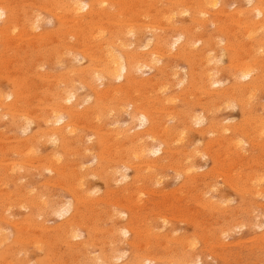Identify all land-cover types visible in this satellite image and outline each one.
Returning a JSON list of instances; mask_svg holds the SVG:
<instances>
[{
  "label": "bare ground",
  "instance_id": "1",
  "mask_svg": "<svg viewBox=\"0 0 264 264\" xmlns=\"http://www.w3.org/2000/svg\"><path fill=\"white\" fill-rule=\"evenodd\" d=\"M24 1L0 0V19H4L0 26V74L7 75L14 88L12 92L8 93L0 88V126H4L6 130L10 129L11 131L19 128L21 131H27L32 124H37L38 130L34 129L33 135L28 136L26 139H23V137L22 141L19 137L18 139L21 142L0 146V176H2L0 188L2 185L8 186L10 183L16 185L13 191L0 194V224H12L15 225L14 228L18 227L19 230V226L16 225L18 220L16 224H13L12 220H8L4 214L17 206L29 208L32 218H35L36 215L38 218L51 215L61 218L63 223L58 227L55 226L54 230H49L50 227H45L46 220L43 222L44 224L37 222L39 223L38 226L34 225L30 229H27V227L23 231L25 232L24 239L26 241L18 240V236L19 244L16 243V246L22 245L23 247L27 242L33 241L30 239V236H32L30 233L36 227L40 232V238L35 240L37 247L41 242L48 244L51 242L53 244L55 241H59L65 244L79 236V229H90L81 217L80 212L82 206L88 204L85 200V193L86 186L89 184L88 177L92 174L99 175L108 182V180L114 178L118 171L122 173L121 179L126 180L128 174L124 173V170L133 169L137 183L145 181L149 183L156 180L158 177L157 172L161 168L163 170V166L165 167V164L169 163L178 175H187L189 179L200 178L201 176L196 173V166L198 165L194 164L198 158L201 157L202 159V156L205 157V154L210 155L211 152H208V150L204 153L206 150L204 148L187 149L189 132L186 128L189 127L191 122L200 125L207 118L209 125L201 129V133L205 135L204 137H206V134H204L206 132L210 134L212 141L221 138L222 144H226L234 151V154L244 158L246 153L249 152L245 146L255 143V137L253 138L252 135L258 134L257 136L261 138L264 135V117L257 120V122L255 121L256 126L251 125L249 122V125L244 127V125L227 123L226 121L224 122L227 124H220V116H218V112L223 107L231 108V110L239 107L243 112V116L252 114L253 106L250 100L254 96L250 95L247 98L245 94L255 90L261 80V73L258 68L264 64V0H247L245 7L235 8L234 10L231 9V4L227 6L228 2L225 0H167L168 4L165 8H152L155 13H151V8L141 10L146 5L153 7L154 4L152 3L157 2L155 0H34L36 7L34 3L26 4L27 2ZM19 3L22 5H19ZM165 4L166 2L163 6ZM232 4L239 5L241 3L234 0ZM138 5H140L139 8ZM228 7L229 10L226 9ZM46 11L57 22V27L54 29L53 34L34 35L35 28L42 21L43 14ZM212 12L215 14H212ZM182 15L188 16V24L176 22V18ZM140 16L143 19L139 18ZM209 25L214 26L212 32L208 31ZM228 25L233 26L230 28L232 29L230 30V39L224 36L228 30ZM234 28L242 29L245 37L250 41L248 46H245L246 48H241L242 52L241 49L238 52H241L244 56L246 55V58L243 57L240 63L235 60L238 47L236 46L237 33H235ZM147 32L151 36L146 39V43L143 45L141 42ZM32 36L34 37L32 38ZM17 40L19 41L17 42ZM141 47H144L147 51H140ZM37 51H41L39 56L33 54ZM2 53L13 54L17 61L19 60L17 63L20 65L18 66H21V69L25 70L26 73H23L21 77H10L2 65L5 64L4 61H1ZM74 54H79L80 57H83L82 59L86 60L87 65L84 68L72 69L64 76H53V86L51 85V87L43 85L44 88H40L33 86L34 84L32 85V73L37 75L41 65H53L55 61L60 65L59 63L63 64L68 59L72 60ZM223 59H226V63L223 62ZM178 60L188 63L187 71L185 75L182 74L183 76L175 68ZM33 61L34 63L29 71L27 65ZM82 61L84 62V60ZM40 63L42 64L40 65ZM5 65L7 66V64ZM144 68L154 70V74L141 79L139 74L142 75L141 71ZM222 74H226L225 77L231 82L230 85H224ZM37 76L39 78V74ZM45 77L48 78L46 74ZM116 82L119 83L116 84ZM81 87L91 90L89 100L92 99L93 101L85 107H83L84 98L82 99L78 94ZM174 88L177 89V92H174ZM144 91L150 93L149 98L151 99L149 101L143 100L142 94ZM191 97L196 98V101L193 102ZM9 99L10 101H8ZM202 99L203 101L207 100L208 103L204 104L205 102H202ZM35 100L36 103L34 104ZM177 101L181 102V109L174 107V109L166 110L167 105ZM196 109L200 110L199 115L196 112V115L194 114ZM127 111L131 117L130 124L137 122L140 127L148 125L146 129L135 131L133 125L124 129L118 127L120 121L118 120L117 125L114 122L117 126L116 134L112 131L110 137H107V134H104L106 131H101L104 129L106 121L111 119L113 115L116 117ZM165 116H168V119L172 122L165 123ZM84 120L90 122L95 120V125L92 127L86 125L87 128L84 126ZM229 120L231 121V119ZM229 120L227 121L229 122ZM96 121L98 122L96 123ZM113 124L112 126H114ZM41 126H43V129ZM83 127H85L84 129H91L90 135L96 137V141L93 142L96 143L95 145L84 143L86 133L80 132ZM191 127H189V130ZM49 145H56V149L46 155H37L40 152L39 150H43V147ZM108 149L109 151H107ZM91 152H95V159L93 160H96L97 165L93 169L91 168L92 171H85L87 168L81 169L78 159L80 160L81 157L87 156ZM85 167H88V165L85 164ZM19 171H24V173L21 175ZM34 171H49L54 174L56 182L59 181L58 184L62 190L68 191L69 189V186L64 183L65 180L71 182V184L73 183L74 185L72 184L70 187L73 189L69 191L73 201L69 199L70 202L63 203L62 198L56 194L48 193V190L35 193L28 190V188L23 190V184H19L20 178ZM61 178H63V182H61ZM117 181L118 179H116ZM247 181H249L247 182L249 183L247 186L248 192H250L249 195L257 199L264 198V174H254L252 177H248ZM46 184L49 185V181ZM227 185L229 184L227 183ZM29 186L31 187V185ZM92 187L94 186L92 185ZM245 188V186L243 189L241 188L243 192L247 190ZM87 192L90 194V191ZM139 193L141 196L142 192ZM89 194L87 196L95 197L93 194ZM213 196H216V194H213ZM91 197L89 199H93ZM61 199L62 202H60ZM202 199L204 198L202 197ZM95 200L97 201V197ZM138 200L136 199V201ZM212 200L215 201V198H212ZM91 206L94 205L91 203L89 207ZM259 207H264V205H259ZM92 210H94V207ZM104 212L103 209V214ZM98 216L96 217L98 218ZM231 217L236 216L231 215ZM28 224L30 223L28 222ZM249 225L252 226V223ZM255 225L259 226V229L262 226L259 221H256ZM113 230L116 234L120 233L124 236L135 232L130 228L120 227ZM2 231H4L3 228H0V247L2 243L7 242L5 239L9 237L6 238ZM143 232H146V229ZM79 233L81 234V232ZM147 234L149 236L150 229ZM117 239H119L118 236ZM185 239L181 243L182 245L187 244L186 246L194 247V242H189L188 238ZM33 247L35 248V246ZM72 247V250L78 254L86 249L84 246L75 247L72 245ZM112 247L113 245L106 247L108 249L104 251V258L107 257L109 260L113 259L112 261H114L125 257V254H119L121 248ZM145 248L144 253L137 254L136 252L133 255L134 262L136 264H155L158 256L156 257L147 247ZM1 250L0 259H3L4 253ZM16 251L9 252L15 254ZM19 255L17 254L18 257ZM194 257L193 254L184 249V252H181L179 256L168 257L169 261L172 260L170 262L166 260V262L191 264L195 262ZM165 259L163 262H165ZM198 260L196 261L198 262ZM8 262L10 261H7V264H9ZM86 263L89 262L86 261ZM90 263L103 264V260L101 261L99 257H91Z\"/></svg>",
  "mask_w": 264,
  "mask_h": 264
},
{
  "label": "rangeland",
  "instance_id": "2",
  "mask_svg": "<svg viewBox=\"0 0 264 264\" xmlns=\"http://www.w3.org/2000/svg\"><path fill=\"white\" fill-rule=\"evenodd\" d=\"M155 1H157V2H155ZM155 1H154L155 3H152V4H154L153 7H148L146 5V6L142 7V9L141 8L140 9L141 10H148L149 8H151V13H155L154 12L155 10L153 11L154 7L161 9V7L165 8L166 5L168 4L167 0H164L166 2V4L164 6H163V4L165 2L163 0H155ZM161 1H163V2H161ZM225 1L228 2L227 6L231 4L230 7L232 10H234L235 8H239V7H245L247 5V3H246L247 0H237L238 3H241L239 5L232 4V2L234 0H225ZM24 2H27L26 4H30V3H34V0L33 1L32 0H25ZM158 4L160 5V7ZM19 5H22V4L19 3ZM34 6L36 7V4ZM139 7H140V5H138V8ZM226 9L229 10L230 8L228 7ZM212 14H215V13L212 12ZM43 15L44 16H43L42 21L35 28L36 32L34 31V35H36V34L38 35V34H42V33L53 34L54 29L57 27V22L49 15V13L47 11L44 12ZM139 18H142V16H140ZM50 19H51V21H49ZM176 19H177L176 22H178V23L179 22L180 23L183 22L186 24L189 23V20H187L188 16L182 15V16H178ZM3 21H4V19H2V20L0 19V26L2 25ZM43 22H45V23H43ZM39 25L41 26V28ZM232 27H233L232 25H228V28H227L228 30L226 31V33L224 35L225 37H228L229 39H230L229 35H231L230 30H232L230 28H232ZM213 29H214V26L209 25L208 31L212 32ZM234 31H235V33H237L236 46L238 47L236 50L237 53H236V59L235 60H236V62L240 63L243 60V57H244V59L246 58L245 57L246 55L244 56V54H241L242 49L246 45L248 46V42H250V41L248 38L245 37L244 31L242 29H239V28L235 29L234 28ZM148 34H149V32L144 34V38L142 39L141 44L143 43V45H144L146 43V39L150 38L151 35L150 34L148 35ZM33 37L34 36H32V38ZM18 41L19 40H17V42ZM243 43H245V44H243ZM240 49H241V52L238 53L240 51ZM140 51L145 52V51H147V49H145L144 47L143 48L141 47ZM40 53H41V51L33 52V54H35L37 56H39ZM76 55L75 54L73 55L74 58H72V60L68 59L67 61H65L64 62L65 65H64V63L63 64L59 63L60 65H58V63L56 61H55L56 63L53 61L55 64L54 63H53V65L45 64L46 66H42L41 65L42 63H40L41 66L40 65H38V66H40L42 69L39 67L38 71L39 72L41 71L40 73L38 72L39 78H37L38 74L36 75L35 73H32V81H31L32 85L34 84L33 86L40 87V88H44V86L51 87V85L53 86V81H52L54 79L53 76H64L65 74H67L72 69L78 70L80 68H84L85 65H87L86 60L82 59L83 57L82 56L80 57L79 54H76ZM1 56H2L1 61H4L5 64H7V66H9L7 68V66L5 64H2L4 69H6L5 71L8 73V75L10 77H15V76L21 77L23 73H26L25 70L21 69V66H18V65H20L17 63L19 60L17 61V58L14 57L13 54L2 53ZM18 58L22 59L21 57H18ZM11 60L12 61L14 60V61L12 62ZM82 60H84V62ZM223 62L226 63V59H223ZM33 63H34V61L31 62L29 65H27L29 67V68L27 67L29 69V71H30V68L33 65ZM187 65H188V63L185 61H182V60H178L176 62L175 68L178 70V72L181 76H183L182 74L185 75L187 68H188ZM258 69L261 73V75H260L261 80L258 83V87H256L255 90H253L255 92L252 91V92L245 94V96L247 98L250 95L254 96L252 99L250 98L251 99L250 101H251L252 106H253V110L251 112L252 114H246L243 116V112L241 111V109L239 107H236L232 110H231V108H224L223 107V109L218 112V116H220L219 117L220 124H227V123L231 122V123H235V124H238L241 126L244 125V127L245 126L247 127V125H249V122H250L251 125L256 126L257 124L255 123V121L257 122V120H260L262 117H264V108H263L264 107V64L262 65V67H260ZM141 72H142V75H141V73L139 74V77L141 79L142 78H144V79L148 78L154 74V70H149L148 68H144ZM45 74H46V76H48V78L45 77ZM0 75H2V76H0V88L3 89V91L5 93L12 92L14 88H13V85H12L11 81L9 80V78H7L8 76L7 75L5 76L4 73L0 74ZM29 75H30V72H29ZM222 75L224 76V77H222V80L225 83L224 85L225 86L230 85L229 83H231V82L229 81V79L227 77H225L226 74H222ZM3 76H5V77H3ZM42 78H44V79H42ZM45 79H47V80H45ZM117 83H119V82H116V84ZM261 84H262V86H261ZM237 86H239V85H237ZM82 88H83V90H82ZM174 92H177L176 88H174ZM78 94H79V96L82 97V99L84 98V100H85L83 107L88 106L92 103L93 100L92 99L89 100V97H91V90L90 89L85 88V87H81V90H78ZM149 95H150V93H148V92L146 93V91H144V93L142 94L143 100L145 99V100L149 101L151 99V98H149ZM191 100L193 102H195L196 98L194 99L191 97ZM8 101H10V99ZM206 101L207 100L203 101V99H202V102H205L204 104L208 103ZM35 103H36V100H35L34 104ZM167 106H166V110L167 109L171 110L170 108L174 109V107H178L179 109H181V107H182L181 102H179V101H177L176 103H171L170 105H167ZM204 106H206V105H204ZM198 109L194 110V114L196 112V113H198L197 115H199L200 110H198ZM166 110H165V112H166ZM128 111L123 112L121 115H117L116 117H115V115H113L111 117V119L106 121V124L108 123V125L109 126L111 125V127H113V128L104 124V129L101 131H103V132L106 131V133H104V134H107L106 136L110 137L111 133L115 132V130H116L117 126H115V123H116V125L119 123L118 127H121L124 129L129 128L130 125H133L135 131H141L143 129H146V127L148 125L144 126L145 127L144 128V127L138 126L137 122L134 123L135 125L130 124L131 117L128 114ZM211 115H213V114H211ZM251 115L253 118L251 117ZM222 119H223V121L221 122ZM229 119H231V121ZM118 120H120V121L118 122ZM227 120H229V122ZM164 121H165V123L170 121L168 119V116L164 117ZM224 121H226L227 123ZM97 122L98 121H96V123ZM171 122L172 121L168 122V124ZM84 124H85L84 126L87 128H88V126L92 127L95 125V120H93V122H90L89 120L85 121ZM112 124L114 126H112ZM123 124H125V125H123ZM86 125H88V126H86ZM196 125H198V124H194L193 122H191L189 127L192 126L193 128L191 127L190 130H189V127L186 128V129H188V132H189V140H188L187 145H186L187 149L193 150L194 148L195 149L204 148V150L206 149L204 151V153H206L208 150H209L208 152H211L210 155L205 154V157L202 156V159H201V157L198 158L196 160L197 164L196 163L194 164V165H198V166H196V169H197L196 173H197V175L201 176L200 178L189 179L188 178L189 176H187V175L186 176L185 175H178L176 173L175 169L170 167L169 163H167L168 165L165 164V167L163 166V170L161 168V170L157 172L158 177H159V178L158 177L156 178L157 181L154 180V181H151L149 183H147L145 181L142 183L138 182L139 183L138 184L135 180V176H134L135 174L133 172V169H127L128 172L126 169L124 170V173L128 174L127 175L128 179H126V180H122L121 179L122 173L120 172L121 173L120 174L117 171L116 172L117 174H115L114 178L112 176V178L114 180L113 179L108 180L109 183L107 181H105V179L102 178L101 176L92 174L88 177L89 184L86 186V193H85V196H86L85 200H86V202H88V204H87V206H85V205L82 206V208H81L82 211L80 212L81 217L86 221V225H89L90 229H79V231H78L79 236L74 238L73 240L72 239L69 240L65 244H64V242H62L63 243L62 244L59 241H55L53 244L51 242H50V244H48L46 242H43V243L41 242L39 247H37V245L35 244V240L40 238V235H39L40 232L36 227L33 229L32 233H30V234H32V236H30V239L33 241H30V243L27 242L25 245H23V247H22V245L16 246V243L19 244L18 240L26 241L24 239L25 232H23V231H25L27 227H28L27 229H30L34 225L38 226V224L41 222H42V224H44L43 222L46 220L45 221L46 222L45 227H47V228L50 227L49 230H54L56 227H58V225L60 226L63 223L62 222L63 220H61V218L51 216V215L44 216L42 218L41 217L38 218L36 215L35 218H32V216H30L29 208H25L24 206H22V208H24V209L20 208V206L14 207L15 209L11 208L12 210L10 209V211L5 212L4 214L8 218V220H12L13 224L14 223L16 224L17 220H18V224H16V225L19 226V230H18V227L14 228L15 225H12V224H11L12 226L7 224V223H1L0 224V228H3V230H4L2 232L5 235V237L7 238L9 236L8 237L9 239L8 238L5 239L7 242L2 243V245L0 247V250L2 249L1 252L4 253V258L0 259V261H1L0 264H7V261H10V262H8L9 264H11V262H12V264H16V263L17 264H30V263L31 264H64V263L65 264H91L90 263L91 257H99L101 259V261L103 260V264H122V263L123 264H132V263L136 264L134 262L133 255H135L136 252H137V254H140V252L144 253L146 250L145 247H147L148 250H150V252H152L153 255H155L156 257L158 256L157 257L158 261L156 260L155 264H171L169 262L172 259H170V261H169L168 257L172 258L173 256H179L181 254V252H184V249L188 253H191V254H193V256H195L194 257L195 262H193L191 264H195L197 262L196 260H198V259H200L201 261L198 260V262L196 264H198V263L199 264H264V240H263V237H264V207H259V205H262V206L264 205V198H258L257 199L253 196H250L249 195L250 192H248L249 190L247 189V186L249 185V183H247V182H249V181H247L248 177L250 178L254 174H264V135H262V138L258 137L257 136L258 134H255V136L252 135L253 138L255 137L254 142L256 144L253 142L254 144L251 143L250 145L245 146L246 149L249 150V152L246 153L247 157L245 156V158H244L242 156H238V155L234 154L233 153L234 151L232 149H230L228 146H226V144L225 145L222 144L221 138H216L217 141H216V139L214 141H212L210 134H208L206 132L204 133V134H206V137H204L205 135H203L201 133V129L205 128L209 125V120L207 118H206V120H204V123L198 125L197 127H196ZM31 126L28 128L29 130H27V131H21L20 128L15 130V131H11L10 129L6 130L4 128V126H0V132H1L0 140H2V141H0V146H3L4 144L12 145V144H15L17 142H21L23 139H26L28 136L33 135L35 130H38V128H37L38 125L34 124L33 127H31ZM41 127L43 129V126H41ZM85 127H83L80 130V132L86 133L85 134L86 137H84V140L83 139L82 140L84 141V143L86 145L87 144L91 145L93 142L96 141V137H94V136L92 137L90 135L91 129L90 128L84 129ZM2 128H4L5 130ZM106 128H108V129H106ZM110 128H111V130H110ZM114 134H116V132ZM19 137H20L21 141H20V139H18ZM257 138H260V139H257ZM200 142H201V144H199ZM211 142H213V143H211ZM93 144L95 145L96 143H93ZM108 145L110 146V143ZM108 145H106V146H108ZM191 145H192V147H191ZM213 145L215 146V148ZM216 145H218V146H216ZM255 145H256V147H255ZM46 147H43V150L42 149L39 150L41 153L38 152L37 155L38 156L46 155V154H49L51 151H54L56 149V145H54V146L49 145ZM96 151H97V148H96ZM107 151H109V149ZM178 151H180V150L178 149ZM94 154H95V152H91L87 156L81 157L80 160L78 159V163H79V165H81L80 166L81 169L87 168V169H85V171H88V170L92 171L93 167H95L97 165L96 160H93V159H95ZM150 155H152V154H150ZM226 155L230 156V157H227ZM150 157H153V156H150ZM82 164H83V166H82ZM85 164L88 165V167H85ZM197 167H199V168H197ZM91 171H89V172H91ZM19 172L21 173V175L24 173V171H19ZM118 173H119V175H118ZM126 174H123V175H126ZM118 176H119V178H118ZM1 177L2 176H0V179H1ZM161 178H163V179H161ZM116 179H118V181H117L118 183L116 182ZM60 180H61V182H63V178H61ZM19 181L21 182V183L19 182V184H23V186H22L23 190L28 188V190H30V191L32 190L33 193L43 191V190H48V193L54 194V195L56 194L57 196H59L60 198H62L64 200L63 201L61 199L60 202L63 201V203H65V202H70V200L73 201L71 193H69V191L73 189V188H70L73 183L71 184V182H67L65 180L64 183H66L67 186H69V189L67 188L68 191L62 190L61 186L58 184L59 181L56 182V177L54 176V174H51V172H49V171L48 172L47 171H43V172L34 171L32 173H27V174H25V176L20 178ZM45 181H46V183H48V181H49V185L46 184ZM52 182H53V184H51ZM157 183H158V185H156ZM227 183L229 185H227ZM29 185H31V187ZM92 185L94 187H92ZM237 185H238V187H237ZM244 186L246 187L245 189H247V190H245L243 192L242 189ZM213 187H214V189H213ZM15 188H16V185L14 183H12V184L10 183L8 186L2 185V187L0 188V194L5 193L6 191H13ZM33 188H35V189L33 190ZM95 188H96V190H95ZM98 188H100L101 190ZM91 189H92V191H91ZM128 189H129V191L130 190L131 191L129 192ZM151 190H153V191H151ZM87 191H90V194L91 195L93 194V196H95V197L87 196L89 194V192H87ZM140 191L142 192L141 193L142 197L140 196V193H139ZM148 192H150V193H148ZM173 192H175V193H173ZM201 192H203V193L201 194ZM124 194H125V196H124ZM213 194H216V196H213ZM137 195H138V197H137ZM143 195H144V197H143ZM90 197L93 199H89ZM96 197H97V201L95 200ZM202 197L204 199H202ZM117 198H119V199H117ZM209 198L211 200H212V198L213 199L215 198V201L212 200L213 204ZM136 199L137 200L140 199L141 201H139V200L136 201ZM222 199L224 200V202ZM91 200H92V202H91ZM102 200H104V201L102 202ZM202 200L207 201V202H203ZM91 203L94 206L89 207L91 205ZM216 203L217 204L219 203V204L217 205ZM140 204H142V205H140ZM224 204H226V205H224ZM93 207H94V210H92ZM223 207H226V208L224 209ZM103 209L105 212L107 211L106 214H105V212L103 214ZM97 211H99V212H97ZM98 215H100V216L102 215L101 216L102 218ZM231 215L232 216L234 215L236 217L232 218ZM96 216H98V218L100 217L99 220ZM16 217H18L19 219H17ZM119 217H120V219H119ZM240 217H241V219H240ZM94 218H95V220H94ZM236 218H238V219H236ZM257 218H259V219H257ZM93 220H94V222H93ZM232 220H234L235 222ZM162 221H165V222L162 223ZM256 221H259L260 225H262V226H260V229L258 228L259 226L255 225ZM28 222L30 224H28ZM37 222H39V223H37ZM193 222H195V223H193ZM251 223H252L253 227L249 225ZM95 224H96V226H95ZM237 224H239V225H237ZM94 227L97 229H95ZM118 227L127 228V229L130 228L131 230H133V232L134 231L135 232L130 233L127 236L125 235L126 236L125 237L124 235H122L120 233L116 234V232L113 230V229H115V230L118 229ZM224 228H226V229H224ZM256 228H258V229H256ZM145 229H146V232H143V231H145ZM149 229H150V234L148 236L147 232L149 231ZM107 230H108V232L113 231L114 233L112 232L113 234L112 233L107 234L108 233ZM79 232H81V234ZM143 233H145V234H143ZM220 233H221V235L223 233L227 234V235L225 236L223 234L221 236ZM116 235L118 236L119 239H117ZM119 235H122V236H119ZM219 235H220V238H219ZM18 236H19V239H18ZM217 237L219 239L218 240L219 242L217 241ZM185 238L186 239L188 238L189 242L190 241L192 243L194 242L193 244H194L195 248L192 247L193 248L192 249L189 245L186 246L187 244L182 245L181 243L184 242L183 240ZM122 240H124V241H122ZM93 241H95V242H93ZM115 242H118V243H115ZM124 244H125V246H124ZM133 244L136 246H134ZM12 245H13L14 249L12 247L10 250V247ZM72 245L75 247L84 246V247H86V249H84V251L81 254H78L72 250V248H73ZM108 245H113L114 248H121V249H119V254H125V257L122 258L121 260L115 259L114 261H112L113 259L109 260V258H107V257L104 258V251L106 249H108V248H106ZM5 246L6 247L8 246V247L4 248ZM33 246H35L36 250H34L35 248ZM37 249H39V250H37ZM142 249H144V250H142ZM190 250H192V251H190ZM7 251L8 252L9 251H12V252L16 251V252H15V254L11 253V252H9V254H8ZM25 252H27V253H25ZM16 253L18 255L20 254L19 257L17 256ZM89 254H92V255H89ZM175 254H177V255H175ZM5 257H6V259H5ZM197 257H199V258H197ZM164 259H165V262H163ZM27 260L30 262H28ZM166 260H168L169 262L168 261L166 262ZM86 261L89 263H86ZM152 264H154V263H152ZM174 264H179V263L175 262Z\"/></svg>",
  "mask_w": 264,
  "mask_h": 264
}]
</instances>
